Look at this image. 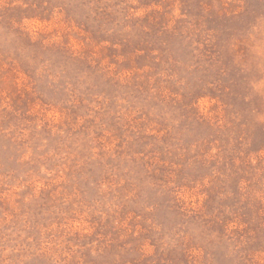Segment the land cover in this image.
I'll list each match as a JSON object with an SVG mask.
<instances>
[{
    "label": "rangeland",
    "instance_id": "obj_1",
    "mask_svg": "<svg viewBox=\"0 0 264 264\" xmlns=\"http://www.w3.org/2000/svg\"><path fill=\"white\" fill-rule=\"evenodd\" d=\"M0 264H264V0H0Z\"/></svg>",
    "mask_w": 264,
    "mask_h": 264
}]
</instances>
